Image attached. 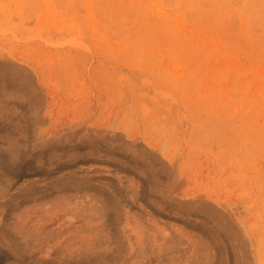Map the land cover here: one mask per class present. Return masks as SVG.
<instances>
[{
	"label": "rangeland",
	"instance_id": "rangeland-1",
	"mask_svg": "<svg viewBox=\"0 0 264 264\" xmlns=\"http://www.w3.org/2000/svg\"><path fill=\"white\" fill-rule=\"evenodd\" d=\"M0 264H264V0H0Z\"/></svg>",
	"mask_w": 264,
	"mask_h": 264
}]
</instances>
